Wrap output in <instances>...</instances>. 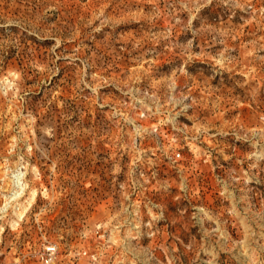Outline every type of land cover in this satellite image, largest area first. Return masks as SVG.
Returning <instances> with one entry per match:
<instances>
[{
    "label": "rangeland",
    "instance_id": "obj_1",
    "mask_svg": "<svg viewBox=\"0 0 264 264\" xmlns=\"http://www.w3.org/2000/svg\"><path fill=\"white\" fill-rule=\"evenodd\" d=\"M48 244L264 264V0H0V262Z\"/></svg>",
    "mask_w": 264,
    "mask_h": 264
},
{
    "label": "bare ground",
    "instance_id": "obj_2",
    "mask_svg": "<svg viewBox=\"0 0 264 264\" xmlns=\"http://www.w3.org/2000/svg\"><path fill=\"white\" fill-rule=\"evenodd\" d=\"M14 175V174H13ZM19 175V174H18ZM15 178L16 179H19V176H17V175H15ZM14 182H16L15 180H13ZM20 192L19 191H15L14 193H12L9 197H8V203H10V202H12V201H15V200H17V198L20 196ZM35 194H33V196H32V201H33V199H34V196ZM30 201V200H29ZM7 203V204H8ZM5 205V207H7L8 205ZM32 204H31V202L27 205V206H25V207H23V210L20 212V213H18V217H19V220H22L23 218H24V216H25V214H26V212H27V210H28V208H29V206H31ZM52 264H56L55 262H52Z\"/></svg>",
    "mask_w": 264,
    "mask_h": 264
},
{
    "label": "built area",
    "instance_id": "obj_3",
    "mask_svg": "<svg viewBox=\"0 0 264 264\" xmlns=\"http://www.w3.org/2000/svg\"><path fill=\"white\" fill-rule=\"evenodd\" d=\"M180 153L177 154V157H180ZM57 253V246L54 244H48L45 250V256H44V264H50L52 259ZM0 264H4L0 262Z\"/></svg>",
    "mask_w": 264,
    "mask_h": 264
}]
</instances>
